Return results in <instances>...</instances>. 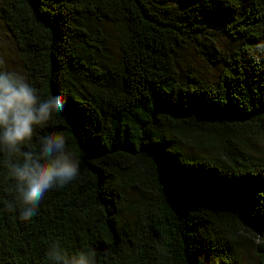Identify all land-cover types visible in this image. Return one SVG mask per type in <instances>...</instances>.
Wrapping results in <instances>:
<instances>
[{
  "label": "trees",
  "instance_id": "obj_1",
  "mask_svg": "<svg viewBox=\"0 0 264 264\" xmlns=\"http://www.w3.org/2000/svg\"><path fill=\"white\" fill-rule=\"evenodd\" d=\"M0 20L30 84L65 100L23 149L61 133L80 160L25 221L0 150V264H52V241L96 264H243L245 233L264 264L247 147L264 138V0H0Z\"/></svg>",
  "mask_w": 264,
  "mask_h": 264
},
{
  "label": "clouds",
  "instance_id": "obj_2",
  "mask_svg": "<svg viewBox=\"0 0 264 264\" xmlns=\"http://www.w3.org/2000/svg\"><path fill=\"white\" fill-rule=\"evenodd\" d=\"M64 103L61 95L38 92L26 75L7 70L6 61L0 58V150L7 156V176L14 181L17 198L24 205L22 220L36 215L50 189L64 187L79 175V157L61 133L40 138L38 150L23 149L38 126L62 112ZM46 255L52 264H96L94 253L69 255L59 241L49 244Z\"/></svg>",
  "mask_w": 264,
  "mask_h": 264
},
{
  "label": "rangeland",
  "instance_id": "obj_3",
  "mask_svg": "<svg viewBox=\"0 0 264 264\" xmlns=\"http://www.w3.org/2000/svg\"><path fill=\"white\" fill-rule=\"evenodd\" d=\"M108 38L110 42V47L112 50L113 55L116 57V36L115 33L112 30H108ZM186 60L190 65H195L200 74L209 79H214L216 69L214 67L212 68H203L198 65L197 59L195 56L190 53L186 52ZM0 58L4 59L6 61V67L9 71H16L21 72L25 75L21 63L18 58V54L16 51L15 43L7 31V28L5 24L0 20ZM186 61H183V67H189ZM248 145L247 147L255 154L263 155L264 156V138L257 137L255 139H248L247 138ZM240 241V255L243 264H263L258 256L255 254L254 246H255V240L254 238L249 235L248 233H245Z\"/></svg>",
  "mask_w": 264,
  "mask_h": 264
}]
</instances>
